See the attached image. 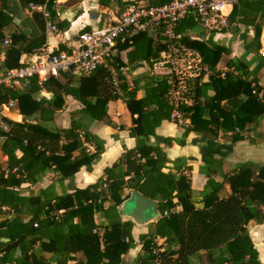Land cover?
<instances>
[{
	"label": "trees",
	"instance_id": "trees-1",
	"mask_svg": "<svg viewBox=\"0 0 264 264\" xmlns=\"http://www.w3.org/2000/svg\"><path fill=\"white\" fill-rule=\"evenodd\" d=\"M169 1L156 0L148 5L158 6ZM31 3H45L58 30L69 28L70 21L57 20L54 0H0V54H4V59H0V73L22 67L25 54L46 45V19L42 13L33 12L36 27L30 35L22 28L6 33L15 19L25 15ZM196 20L193 14L186 16L179 22L178 31L184 32L192 26L183 25L189 26ZM232 22L254 25L255 35L245 43V49L256 55L258 64L250 69L244 61L231 59L227 63L231 70L222 76L216 67L229 49L184 35L186 43L203 57L207 68L204 76L207 70L210 72L209 81L205 82L203 76L196 86L194 103L187 109L191 126L185 127L184 137L197 132L217 139L222 132L230 134L231 144H235L251 138L249 125L264 116V88L257 76L264 66V55L260 53L264 0H239L229 14V23ZM150 34L154 35L143 33L134 42ZM7 38L11 41L5 45ZM126 46L129 43L118 45L119 48ZM163 49L164 45L158 43L150 51L147 56L150 64ZM116 59L123 66L118 54ZM72 75L79 77L78 84H72L69 75L66 84L50 77L40 85L32 78L24 92L0 84V109L13 100L15 105L11 109L24 116L23 122L4 116L10 130L0 129V150L8 157L4 169H0V264H71L78 252L85 257L82 264H122L123 255L136 246V241L132 235L134 223L121 218L119 207L133 190L158 200L161 212L157 222L151 224L154 231L140 236L142 251L138 261L141 264H154L157 248L162 249L158 255L161 264H193L191 257L200 252L211 255L212 261L208 264H261L250 225L264 224V166L242 163L232 173H225L222 159L213 155L204 157L206 165L202 171L208 180L203 204L197 207L191 196L190 178L179 167L176 172H165V152L146 139L155 134L162 120L170 119L171 107L166 97L169 84L163 78L142 99H137L135 91L123 88L130 111L133 115L138 113L130 132L137 138V145L105 170V179L54 200L43 199L44 192L36 196L22 195V184L36 183L46 169L54 166L63 179L73 178L83 166L92 170L104 152V142L88 131L81 133L82 127L76 121H72L70 128L57 131L41 123L53 118L56 110L64 106L67 95L78 99L84 106L82 111L98 120L107 116L108 103L119 99L105 69L98 67L89 76ZM208 87L213 89V95L207 94ZM40 90L51 92L52 99H36L35 94ZM154 103L157 111L148 110ZM37 115L40 122H31ZM85 142L93 144L94 151H87ZM172 142L171 138L166 139V145ZM80 148L84 154L73 159V153ZM15 167L18 171L12 172ZM117 169H122L121 173L116 174ZM127 176L130 177L126 179ZM217 176L222 180H217ZM225 181L229 182L228 193L223 189ZM105 183L107 188L102 189ZM6 209L15 215L9 216ZM58 210L64 211L56 218L54 213ZM25 211L27 216L23 215ZM97 212L105 214L106 224L96 221ZM158 237L163 240L161 244L156 242ZM35 244H39L43 254L32 252Z\"/></svg>",
	"mask_w": 264,
	"mask_h": 264
},
{
	"label": "crops",
	"instance_id": "crops-1",
	"mask_svg": "<svg viewBox=\"0 0 264 264\" xmlns=\"http://www.w3.org/2000/svg\"><path fill=\"white\" fill-rule=\"evenodd\" d=\"M156 0H59L55 2V9L57 12V20L70 21L67 30L49 31L46 28V45L53 50H59L61 46L63 49H69L77 43L78 36L81 32L90 30L95 27H100L116 17L120 16L131 4L143 3L150 4ZM232 11V9H231ZM231 13V12H230ZM25 20V21H23ZM257 21V20H256ZM17 26L29 29L31 34L32 28L36 27V20L33 18V12L25 10V15L20 19H15L6 33L15 31ZM185 28L184 35H188L193 40H199L209 45L220 44L227 49L229 53L223 54L221 60L217 64L218 71H224L228 68L227 63L233 59L244 61L248 64L250 69H254L258 60L255 54L246 51L245 43L255 35V28L253 24H239L237 22L229 23V26L223 32L208 31L196 20ZM261 50L260 53L264 55V27L261 33ZM161 40L154 35H142L137 41L129 46L119 48L117 47V54L128 75H130L135 83V91L137 99L146 97L148 91L156 85L160 77L154 75L150 70V62L147 56L150 51L156 48ZM33 57L32 54H25L22 60L29 61ZM0 59H4V54H0ZM152 59V58H151ZM207 69V68H206ZM207 74H205L204 81H209ZM67 75L71 76L72 84H78L79 77L73 76L70 73H64L57 77L59 81L66 84L68 82ZM259 78V85L264 88V66L257 73ZM28 81H19L15 85V91L24 92L27 89ZM208 95H213L214 91L211 87L206 90ZM36 99L47 98L51 100L53 94L45 90H40L35 94ZM119 98L108 103L107 116L103 120H98L88 112H83V104L72 95L65 96V104L61 109L56 110L53 118L47 121H41L49 130L57 131L60 129L70 128L72 121H76L82 127V132L88 131L97 136L104 142V152L99 161L93 165L92 170H87L83 166L73 178L63 179L60 172L55 170L52 166L42 172L36 183H24L21 186L22 195L36 196L44 192L43 199L54 200L56 197L65 194L74 193L78 189H85L88 186L98 183L105 179V170L114 165L119 158L130 149H134L137 145V138L130 134L134 125V119L138 117V113L134 115L130 111L127 100ZM158 109L155 103L148 108ZM3 115L9 120L16 122H23L24 116L11 108L2 110ZM38 118V119H37ZM154 120V119H153ZM40 122L39 115L32 118L31 122ZM248 134L251 138L231 144L230 134L220 132L219 137H206L197 132H190L187 137H184L185 127L179 125L170 119H164L156 128L155 134L149 135L146 139L151 145H159L166 154L165 172H176V167L179 171L186 174L191 180V196L193 202L197 207L203 204V197L205 193V185L207 183V176L202 171L206 163L204 157L210 158L212 155L218 159L223 160V171L225 173H232L234 169L242 163L257 164L263 163L259 148H264V116L249 125ZM171 138L172 144L166 145V139ZM184 140V143L181 142ZM3 142V140H2ZM61 143H65L62 140ZM84 146L88 150L94 151V145L85 142ZM21 155V152L18 153ZM84 154L83 149H77L73 153V159H79ZM8 157L0 150V169H4V164ZM188 167H190L188 169ZM122 169H117L116 174L121 173ZM130 176H127L128 179ZM217 180H222L217 176ZM224 192L230 191L229 182H224ZM131 196V195H130ZM127 200V199H126ZM158 201V200H157ZM125 202V201H124ZM122 205L119 207V212L123 220H130L122 210ZM4 211V208H3ZM9 211V210H5ZM27 212L23 213L27 216ZM161 213V212H160ZM9 216H14V211H9ZM161 215V214H160ZM96 221L99 224H106L108 219L103 212H97ZM77 221V220H76ZM150 223L148 225H136L132 229L133 238L136 241V246L128 253L123 255L122 264H141L138 261V256L142 251V244L140 243V236L142 234L151 233L154 227ZM260 227V228H259ZM250 234L254 241L256 248L260 254L261 264H264V224L252 223L250 225ZM162 239L158 241L162 243ZM32 252L41 255L44 253L39 244L33 246ZM18 254L21 253L19 249ZM202 256L208 261L207 254L200 252L191 257L193 264H203ZM75 259L71 264H82L84 255L78 252L74 255ZM55 261V260H54Z\"/></svg>",
	"mask_w": 264,
	"mask_h": 264
},
{
	"label": "built area",
	"instance_id": "built-area-1",
	"mask_svg": "<svg viewBox=\"0 0 264 264\" xmlns=\"http://www.w3.org/2000/svg\"><path fill=\"white\" fill-rule=\"evenodd\" d=\"M238 3L239 0H170L158 6L133 3L107 24L81 32L77 43L69 49L53 50L43 46L34 51L32 59L25 61L22 67L1 72L0 84L15 89L17 82L36 78L42 85L50 77L64 73L89 76L100 67L107 71L113 92L119 98L126 99L127 94L123 88L133 91L135 83L124 66L119 65L116 59L117 47L119 44H132L141 34L151 32L160 38L164 45L159 56L152 59L150 70L154 75L166 79L169 84L166 97L171 107L170 120L189 127L191 118L187 109L194 103L195 89L204 76L206 66L201 53L190 47L185 41L184 34L178 31L179 22L193 14L206 30L223 32L229 26L231 9ZM46 7L45 3H31L27 10L42 13L46 19L47 30L56 31L57 26L51 20ZM10 41V38H7L4 44ZM227 70L231 69L221 71V75L224 76ZM14 105L15 102L11 100L0 109V129L4 132L10 130V125L5 120L2 110ZM17 171L18 167L12 170ZM105 188L107 183L102 186V189ZM63 211H56L55 217L59 218ZM161 239L158 237L156 242ZM161 250V248L155 250L157 257L154 264H161L158 256Z\"/></svg>",
	"mask_w": 264,
	"mask_h": 264
},
{
	"label": "water",
	"instance_id": "water-1",
	"mask_svg": "<svg viewBox=\"0 0 264 264\" xmlns=\"http://www.w3.org/2000/svg\"><path fill=\"white\" fill-rule=\"evenodd\" d=\"M24 33L29 34L30 30L25 28ZM261 160L264 161V148H259ZM125 215L136 225H148L160 218L159 204L156 199L147 197L137 190L131 191V196L122 204ZM19 250V249H18ZM207 254L211 262V255Z\"/></svg>",
	"mask_w": 264,
	"mask_h": 264
},
{
	"label": "rangeland",
	"instance_id": "rangeland-1",
	"mask_svg": "<svg viewBox=\"0 0 264 264\" xmlns=\"http://www.w3.org/2000/svg\"><path fill=\"white\" fill-rule=\"evenodd\" d=\"M230 8V7H229ZM17 28H19V26H17ZM263 163H257V165H262ZM264 166V165H263ZM260 228V227H259ZM202 261H203V264H208L209 262L205 259V258H203V256H202Z\"/></svg>",
	"mask_w": 264,
	"mask_h": 264
}]
</instances>
